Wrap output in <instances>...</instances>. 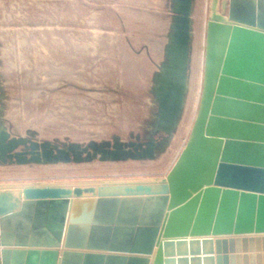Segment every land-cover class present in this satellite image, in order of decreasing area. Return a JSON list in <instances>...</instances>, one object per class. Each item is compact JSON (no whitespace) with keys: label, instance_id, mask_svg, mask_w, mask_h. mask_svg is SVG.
Wrapping results in <instances>:
<instances>
[{"label":"water","instance_id":"obj_1","mask_svg":"<svg viewBox=\"0 0 264 264\" xmlns=\"http://www.w3.org/2000/svg\"><path fill=\"white\" fill-rule=\"evenodd\" d=\"M192 10L170 0L144 139L12 135L0 86V165L155 159L185 107ZM0 264H264V0H210L196 116L164 177L0 184Z\"/></svg>","mask_w":264,"mask_h":264},{"label":"rangeland","instance_id":"obj_2","mask_svg":"<svg viewBox=\"0 0 264 264\" xmlns=\"http://www.w3.org/2000/svg\"><path fill=\"white\" fill-rule=\"evenodd\" d=\"M210 0H193L188 91L179 126L153 160L0 165V184L84 183L164 177L184 147L203 80ZM170 0H0L2 118L36 140L144 139L156 104Z\"/></svg>","mask_w":264,"mask_h":264},{"label":"crops","instance_id":"obj_3","mask_svg":"<svg viewBox=\"0 0 264 264\" xmlns=\"http://www.w3.org/2000/svg\"><path fill=\"white\" fill-rule=\"evenodd\" d=\"M162 59H163V58H162ZM161 61H162V60H161ZM161 61H160V63H161ZM160 63H159V64H160Z\"/></svg>","mask_w":264,"mask_h":264}]
</instances>
